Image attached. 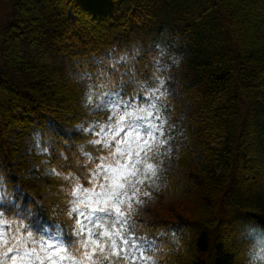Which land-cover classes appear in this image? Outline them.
<instances>
[{
	"label": "trees",
	"instance_id": "1",
	"mask_svg": "<svg viewBox=\"0 0 264 264\" xmlns=\"http://www.w3.org/2000/svg\"><path fill=\"white\" fill-rule=\"evenodd\" d=\"M4 1L0 185L7 198L0 211L8 214L0 234L24 223L47 240L45 230L60 225L75 244L72 261L92 264L74 240L72 212L103 192L118 217L101 233L106 245H126L127 234L155 245L145 264H244L249 247L264 243V0ZM48 52L60 63L40 60ZM145 89L207 157L197 163L190 147L179 159L151 154L158 175L147 189L152 166L137 167L143 151L98 144L97 153L94 137L77 128L106 118L90 115L92 97L147 98ZM31 128L47 151L37 159L60 168L54 177L33 178L16 164ZM85 173L89 187L79 183ZM105 173L124 175L123 183L114 187L117 178ZM101 251L94 264H114Z\"/></svg>",
	"mask_w": 264,
	"mask_h": 264
},
{
	"label": "snow or ice",
	"instance_id": "2",
	"mask_svg": "<svg viewBox=\"0 0 264 264\" xmlns=\"http://www.w3.org/2000/svg\"><path fill=\"white\" fill-rule=\"evenodd\" d=\"M147 92V89H145ZM155 99L151 92H147V98L138 97L136 95L129 96L127 99L123 98V94L120 92H111L107 94L104 98V103L112 106L109 115L118 108L121 113L126 114L125 119L122 124L117 125V127H122L123 132L116 137L117 140H121L125 133L129 134L130 141L135 139L136 135L141 134L140 143H144V140H148V145L155 147L154 137L159 135V132L155 131L159 127V121L155 119L156 113H153L151 119L139 120L136 119L134 115L129 113V109L137 110L139 109V104L142 102L144 104L150 105ZM149 111L152 109L149 108ZM116 119L115 116L112 120H107L105 126L93 125V127L87 129L88 134L91 136L93 133L97 135L91 141L94 146V150L99 153L101 148L97 144V141L108 132L107 125L113 123ZM101 127L103 130H101ZM115 130V129H113ZM153 133L152 137L148 134ZM115 145V141H113ZM111 149H109L110 151ZM83 151V148H82ZM147 151V149H146ZM85 158H89L85 155ZM61 160H66V156H60ZM119 159V157H117ZM96 163H100L97 159ZM109 163V161H105ZM112 165L115 166V161H111ZM121 163L123 161L121 160ZM145 165H151V170L146 173L148 179H145L144 188L147 189L152 181H154L158 175L156 172V163L153 160L151 153L145 155L141 152V163L137 167L143 169ZM91 165H88L90 167ZM50 171L59 172L60 168L56 167L50 169ZM91 174L85 173L84 178L79 181L84 187H89L88 179ZM108 176V173H105ZM63 179V177H61ZM109 180L116 179V176H108ZM123 183V181H121ZM139 187V185H137ZM104 187L107 188V181H105ZM97 188L100 185L97 184ZM143 190V189H142ZM106 193H101L100 196H93L92 201H85L77 210L72 212L73 220H77L75 226V236L74 240H78L82 251L84 253V258L88 259L90 257L92 264L97 260L99 256L103 255L101 248L103 247L104 252H107L114 264H145V259L152 254V249L155 245L146 238L143 240H136L133 236L132 240H128L127 234L123 235V239L127 241V244H123L120 239H115V245H111V241L106 245L104 242L108 240V235L105 233L103 239H101V233L105 229L111 232V225L118 219V217L112 215V209L105 208L103 203V196ZM131 195V193H129ZM3 202V198H0V203ZM92 208V211H89ZM124 211L123 208L120 209ZM8 214L7 211H0V218L5 217ZM20 219V218H19ZM123 223V221H121ZM6 228H10L11 231L5 234H0V264L5 261H10V264H75L72 261L71 248L75 246L74 242H69L65 239L63 235V230L60 225H56L54 231L45 230L44 235L47 236V240L40 239L39 241L35 238L34 232L31 227L25 226L24 223H10L6 225ZM119 228V224H117ZM132 229L129 227V232ZM26 233V236L23 235ZM90 238V239H89ZM97 241L99 243H97ZM133 241H136L135 246H133ZM123 248V251L121 249ZM114 249V251H113ZM131 249V251H129ZM80 264H84L82 260ZM107 264V262H105Z\"/></svg>",
	"mask_w": 264,
	"mask_h": 264
},
{
	"label": "rangeland",
	"instance_id": "3",
	"mask_svg": "<svg viewBox=\"0 0 264 264\" xmlns=\"http://www.w3.org/2000/svg\"><path fill=\"white\" fill-rule=\"evenodd\" d=\"M8 11L9 9L7 3L4 0H0V30L1 27L4 25V16ZM39 58L40 60L45 61L48 64L57 65L60 63V58L56 57L55 55H52L50 52L40 53ZM62 76H64L65 80L69 82L73 81L74 79L73 75L68 70H66ZM106 96L107 95L92 97V99H90L89 105L91 108L90 115L99 112H106V118L97 119L92 116L90 120L83 122L78 127L79 131L88 134L87 129L93 127V125L105 126L106 121L112 120V117L115 116L116 119L113 121V123L107 125L108 132L105 133V135L97 141V144L108 147L110 145H113V141H115L116 146H126L129 149H137L146 153L150 152L155 156L162 155L165 158L171 159H179L182 155V152L185 151L188 147H190L193 151L195 161L197 163L205 165L207 157L204 150L200 146L191 142L187 136V132L175 127L171 121V118L162 115L157 109L156 105L153 103L150 105H139L138 111L134 110L135 112L130 114L134 115L136 119L147 120L152 118L154 112L156 113L155 119L159 121V127L155 129V131L159 132V135L154 137V143L156 146H149L147 139L144 140V143H140L141 134L139 133L136 135L135 139L131 141L129 139L128 133H125V136L121 140H117L116 137L119 136L121 132H123V128L117 127V125L123 123L126 114L121 113L120 115H117V113L120 112V110L117 108L116 111H113L112 114L109 115L112 106H109L103 102ZM149 108H151L152 110L149 111ZM101 130H103L102 127ZM18 134H20V132H18ZM92 135L95 138L97 134L93 133ZM148 136L152 137L153 133H149ZM12 139L15 138L13 137ZM45 154L46 153L41 145L39 131L36 128H31L29 131L25 132L21 137V149L17 156L16 164L21 165L25 163L27 165L29 175L33 178L54 177L56 173L54 171H50L51 168L47 166L46 161H39V159H37ZM116 178L117 179L114 181V187H119L120 181L123 180L124 175L118 174ZM4 190L5 188H2V186L0 185V198L3 199L6 197L4 195ZM77 222L74 225V233ZM97 243L99 242L97 241Z\"/></svg>",
	"mask_w": 264,
	"mask_h": 264
},
{
	"label": "clouds",
	"instance_id": "4",
	"mask_svg": "<svg viewBox=\"0 0 264 264\" xmlns=\"http://www.w3.org/2000/svg\"><path fill=\"white\" fill-rule=\"evenodd\" d=\"M244 256V264H261L264 262V243L250 246Z\"/></svg>",
	"mask_w": 264,
	"mask_h": 264
}]
</instances>
